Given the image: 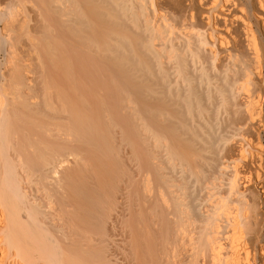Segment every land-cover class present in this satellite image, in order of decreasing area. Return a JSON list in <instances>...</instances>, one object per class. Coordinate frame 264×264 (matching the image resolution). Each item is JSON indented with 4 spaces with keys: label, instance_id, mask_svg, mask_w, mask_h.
I'll return each mask as SVG.
<instances>
[{
    "label": "bare ground",
    "instance_id": "6f19581e",
    "mask_svg": "<svg viewBox=\"0 0 264 264\" xmlns=\"http://www.w3.org/2000/svg\"><path fill=\"white\" fill-rule=\"evenodd\" d=\"M0 264H264V0H0Z\"/></svg>",
    "mask_w": 264,
    "mask_h": 264
}]
</instances>
